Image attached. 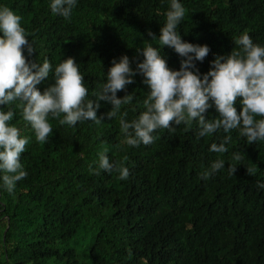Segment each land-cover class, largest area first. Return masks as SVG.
Returning <instances> with one entry per match:
<instances>
[{
  "label": "trees",
  "instance_id": "16d2710c",
  "mask_svg": "<svg viewBox=\"0 0 264 264\" xmlns=\"http://www.w3.org/2000/svg\"><path fill=\"white\" fill-rule=\"evenodd\" d=\"M179 2L186 10L177 27L181 39L210 48L203 62H195L201 78L216 56L238 50L235 40L245 32L264 46V0ZM50 3L0 0V7L22 17L35 49L29 55L24 48L26 60L47 59L54 69L73 58L89 99L106 82L113 60L126 55L135 71L144 59L137 49L148 45L160 50L171 70L180 69L183 58L158 41L171 0H76L70 19L53 14ZM133 80L117 92V98L133 95L117 117L107 118L112 105L106 101L99 102L100 124L61 126L49 116L53 132L44 144L23 121L19 102L0 105V111L14 112L9 124L30 138L20 156L28 175L12 193L0 172V264H264V188L258 187L264 184V140L248 144L239 129L200 137L194 120L190 129H157L151 145L129 146L119 118L126 111L127 122L137 119L150 91L141 74ZM54 83L50 72L37 88L43 93ZM205 115L218 118L215 106ZM226 135L232 137L228 152L210 151ZM102 153L123 162L129 178L102 169L96 175ZM237 153L240 161L233 160ZM218 159L225 165L212 172ZM229 165L237 166L234 175ZM205 171L208 179L201 178Z\"/></svg>",
  "mask_w": 264,
  "mask_h": 264
},
{
  "label": "clouds",
  "instance_id": "9594fccd",
  "mask_svg": "<svg viewBox=\"0 0 264 264\" xmlns=\"http://www.w3.org/2000/svg\"><path fill=\"white\" fill-rule=\"evenodd\" d=\"M75 6L76 0H51L50 3L52 13L65 19L71 18ZM185 14L186 10L179 0H171L158 38L162 48H172L183 58L178 71L168 67L158 48L148 45L142 50L137 49L144 59L137 63L135 71L126 55L119 62L113 60L106 82L92 93L94 99H89L84 76L73 58L63 60L54 69L47 59L42 64L26 60L24 48L29 55L35 49L21 26L22 17L7 6L0 7V105L19 102L16 106L21 109L23 121L31 126L36 141L44 144L53 132L49 116L58 120L61 126H75L83 121L100 124L104 117L97 116L101 107L99 102L106 101L112 105L111 111L106 113L107 118L117 117L122 105L133 99L132 94L117 98V92L126 91V86L134 83L133 77L139 73L150 89L143 101L146 110L131 122L124 119L126 111L119 118L120 131L129 146L151 145L157 139L152 135L157 129L174 131V125L181 124L190 129L194 120L198 122L200 137L221 129L225 133L239 129V135L246 137L248 144L264 140V119H256L264 117V46L254 44L245 32L235 40L238 50L231 51L227 56H216L211 61L210 70L201 78L195 62H203L210 48L181 39L177 27ZM148 35L156 38L150 31ZM50 72L54 73L55 83L41 93L37 85L45 81ZM238 98L241 105L239 113L234 106ZM213 105L218 118L208 119L205 114ZM13 116L12 110L0 111V172L4 173L3 187L9 193L14 191L17 181L28 175L23 170L20 156L30 143L29 137L20 136L18 127L9 124ZM231 139L230 135H226L224 142L219 145L213 143L210 151L228 152L225 145ZM241 159L240 154L233 155V160ZM224 165V160L218 159L211 170L215 172ZM100 169L109 173L118 172L120 180H127L130 175L123 162H110L103 153L99 169L95 170L96 175L100 174ZM236 170L237 166L229 165V175H234ZM247 172L254 175L255 169L247 168ZM209 175L205 171L201 178L208 179ZM258 187L264 188V184Z\"/></svg>",
  "mask_w": 264,
  "mask_h": 264
}]
</instances>
